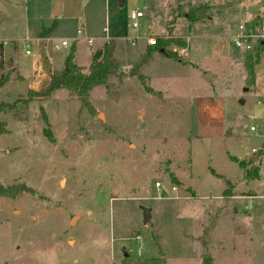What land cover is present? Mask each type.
I'll return each instance as SVG.
<instances>
[{"label":"rangeland","instance_id":"374dc122","mask_svg":"<svg viewBox=\"0 0 264 264\" xmlns=\"http://www.w3.org/2000/svg\"><path fill=\"white\" fill-rule=\"evenodd\" d=\"M56 1L0 0V79L8 76L0 101L20 102L0 116L8 130L0 133V185L24 187L0 196V264L160 255L166 264H202L205 254L215 264H264L262 224L256 250L255 234L239 222L257 200L233 201L236 215L225 196L254 195L241 193L253 181L247 170L261 169L251 187L264 186V51L254 61L218 33L229 18L263 16L264 0H182L178 10L177 0H82L78 21L55 14ZM135 10L144 14L138 29ZM157 38L180 41L168 48L180 60L155 53L140 67L149 92L131 72ZM112 39L118 71L89 93L93 111L64 89L25 105L29 92L64 71L72 46L88 73ZM27 40L41 42L36 66ZM63 40L69 46L56 50ZM143 208L151 209L147 224Z\"/></svg>","mask_w":264,"mask_h":264},{"label":"trees","instance_id":"16d2710c","mask_svg":"<svg viewBox=\"0 0 264 264\" xmlns=\"http://www.w3.org/2000/svg\"><path fill=\"white\" fill-rule=\"evenodd\" d=\"M182 0H177L178 7L177 10L181 8ZM196 16L194 15V19ZM172 44L182 45V43L175 39H161L157 38L156 44L154 46H148L146 48L145 53L140 57L139 61L134 65L133 71L131 74L133 76H137L141 82V84L149 91L152 92V89L146 86V77L139 72L140 67L145 64H148L155 53H160L167 59L170 60H180V58L175 54V52L168 50L169 46ZM2 49V46H0ZM116 50L115 41L109 40L103 44L102 49L96 51L92 58V63L89 67L88 73H85L84 69L79 66L75 62V55L77 48L76 46H72L69 50V53L65 57L64 61V71L62 73L55 72L51 75L50 81L42 87V89L38 92H29V100L27 103L33 98H48L55 91L58 90H67L71 94L75 95L77 99L81 102L82 107L93 111V108L88 102V96L91 90L98 85H105L108 83L111 76L117 74L118 71V63L114 57ZM264 51V46H261L258 52L254 55V61L259 59L258 54ZM249 75L252 78L254 76L253 66H249ZM8 82V76L0 79V87H2L5 83ZM20 102L17 100L12 103H8L5 101H0V116L3 114H7L11 111H16ZM44 113V110L42 109ZM45 122H48L47 116L43 115ZM0 133L7 134V124L6 122L0 119ZM47 137L50 139V133H47ZM233 162L237 163L239 167L244 170L246 168V164L243 161H238L237 158L232 157ZM252 172L254 174H252ZM247 178L251 175L253 176L251 179L255 180L259 178L258 171L247 170ZM220 177V176H219ZM21 189H24L23 186H13V187H4L0 185V196L1 197H14L16 194L21 192ZM230 192H225V196H230ZM125 264H166V259L164 255H160L159 257L153 258H145V259H136L132 260L130 256L124 257ZM202 264H215V260L212 256L205 254L202 256Z\"/></svg>","mask_w":264,"mask_h":264},{"label":"crops","instance_id":"0c3cea01","mask_svg":"<svg viewBox=\"0 0 264 264\" xmlns=\"http://www.w3.org/2000/svg\"><path fill=\"white\" fill-rule=\"evenodd\" d=\"M92 1H96V0H92ZM57 7H56V11L55 14L61 16L62 18H66V19H70V20H80L81 19V15H82V9H83V1L80 0L77 4L73 2V0H57L56 1ZM259 17V16H258ZM257 15H252L250 17V21L247 23H236L232 21V18L227 19L226 21H224L223 24H221V28L219 29V36H223V34H226L225 37H228L231 39L232 41V35L235 34L237 32V28L239 27V25L244 24V25H251L252 22L258 18ZM239 24V25H237ZM233 43V42H232ZM44 48L46 49L47 46L44 44ZM48 57L51 60V64L52 63V58L48 55ZM255 149H252V151ZM256 156H250V160L254 161L256 160ZM259 178L255 179L253 181H251L248 184H245V186L243 187L244 190L241 191V193L247 194L249 193H254L253 196H248V195H239L238 193H236V189L233 190L232 193H230L231 195L228 196V200H232L230 203L233 205V210L235 212L236 215H238L239 211L238 209L235 207L236 202L233 201H239V200H243V199H249V200H257V205L254 208V210L250 213H245L248 214L245 216L240 215V217L242 216V219L239 221L242 225H246L247 227H249V231L254 235V239H255V249L256 244L258 246V242H259V238H260V224H262V227L264 228V186H254V188L251 187V183L255 182V181H261V179H263V175H262V171L260 169V172L258 173ZM220 178V177H219ZM228 180V179H227ZM227 183L229 184V181H227ZM234 185V184H233ZM258 185H263L261 183H259ZM239 186V185H238ZM237 187V185H236ZM255 189H258L257 193L256 191H254ZM262 190V191H260ZM244 215V214H243ZM257 250V249H256ZM258 252V251H257ZM256 252V253H257ZM257 259V255L255 260Z\"/></svg>","mask_w":264,"mask_h":264},{"label":"built area","instance_id":"2783aa9c","mask_svg":"<svg viewBox=\"0 0 264 264\" xmlns=\"http://www.w3.org/2000/svg\"><path fill=\"white\" fill-rule=\"evenodd\" d=\"M144 17V14L139 11L135 10L130 15V20L132 21V27L134 29H138L140 27L139 20ZM78 34H81V31L78 30ZM94 39H89V43H93ZM25 55L27 57H36V60L34 61L35 66L37 64V59L39 56V46L41 42L36 41V43L33 40H27L25 41ZM149 44H154L155 40H149ZM232 42L234 46L244 52L245 54H256L261 46H264V15L255 19L251 25H244L241 24L237 28V33L232 37ZM46 46H48V43H44ZM69 42L66 40H63L60 44L56 43L53 45V47L58 50L62 47H68ZM51 61V60H50ZM252 130H255L252 128ZM255 151V150H254ZM157 187H160V184L157 183ZM174 191L177 190V188H173Z\"/></svg>","mask_w":264,"mask_h":264},{"label":"water","instance_id":"95a60500","mask_svg":"<svg viewBox=\"0 0 264 264\" xmlns=\"http://www.w3.org/2000/svg\"><path fill=\"white\" fill-rule=\"evenodd\" d=\"M123 1L121 2V6H123ZM204 13H203V11L201 10V11H198V12H196V18H200L201 17V15H203ZM204 78H205V80H210V78L208 77V75H205L204 76ZM184 188H186V187H184ZM151 217H152V214H151V209H149V208H143V222H144V224H147L148 222H149V220L151 219Z\"/></svg>","mask_w":264,"mask_h":264}]
</instances>
